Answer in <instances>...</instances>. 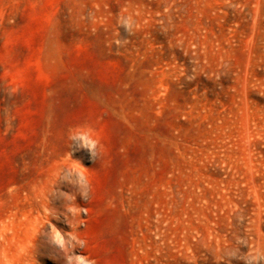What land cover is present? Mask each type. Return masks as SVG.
<instances>
[{
    "label": "rangeland",
    "instance_id": "obj_1",
    "mask_svg": "<svg viewBox=\"0 0 264 264\" xmlns=\"http://www.w3.org/2000/svg\"><path fill=\"white\" fill-rule=\"evenodd\" d=\"M65 257L264 264V0H0V264Z\"/></svg>",
    "mask_w": 264,
    "mask_h": 264
},
{
    "label": "clouds",
    "instance_id": "obj_2",
    "mask_svg": "<svg viewBox=\"0 0 264 264\" xmlns=\"http://www.w3.org/2000/svg\"><path fill=\"white\" fill-rule=\"evenodd\" d=\"M68 140L70 142L69 147H74L75 150H85L86 154L92 159L95 160L100 154L101 141L95 135V129L90 125H79L74 129H70L68 133ZM69 160L70 153H69ZM59 180L61 182H67L75 190L77 195L83 200L86 201L89 198V193L91 190V185L88 182L87 177L78 169L71 166L69 163L67 166L61 169L59 174ZM68 212H72V208H68ZM79 212V215L81 216ZM46 239V242L50 246H54L57 249L63 251L65 248H75L83 247L84 241L80 239L77 235L72 234L71 231L67 234H61L60 231L53 232L49 229L46 233L43 234ZM65 264H80V261L74 257H65ZM90 264V262H88ZM244 264H257V259L252 257L244 261Z\"/></svg>",
    "mask_w": 264,
    "mask_h": 264
},
{
    "label": "bare ground",
    "instance_id": "obj_3",
    "mask_svg": "<svg viewBox=\"0 0 264 264\" xmlns=\"http://www.w3.org/2000/svg\"><path fill=\"white\" fill-rule=\"evenodd\" d=\"M105 263V262H104ZM95 264H101L100 262H95Z\"/></svg>",
    "mask_w": 264,
    "mask_h": 264
}]
</instances>
